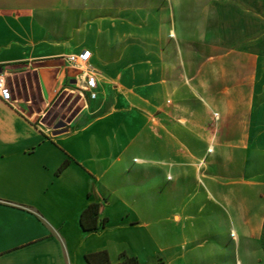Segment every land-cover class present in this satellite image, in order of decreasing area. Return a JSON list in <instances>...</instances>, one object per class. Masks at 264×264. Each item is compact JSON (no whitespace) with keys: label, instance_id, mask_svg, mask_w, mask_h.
<instances>
[{"label":"crops","instance_id":"crops-1","mask_svg":"<svg viewBox=\"0 0 264 264\" xmlns=\"http://www.w3.org/2000/svg\"><path fill=\"white\" fill-rule=\"evenodd\" d=\"M172 27L160 15L105 14L83 0H0V73L13 95L11 104L0 99V264H87L85 255L101 250L114 264L123 254L140 264H198L182 221L153 220L138 191L106 183H115L130 149L146 151L156 140L167 150L169 98L177 105L186 95L193 105L196 91L211 115L208 150L216 159L207 165L238 180L223 194L234 189L247 200L255 181L264 202V0H206L207 56L196 74L187 72ZM85 50L97 96L83 92L58 113L84 87L66 57ZM176 116L184 118L170 127L177 144L194 114ZM92 203L108 222L84 231L81 215ZM255 212L254 222L240 215L228 228L208 225L214 237L228 232L240 264H264V206Z\"/></svg>","mask_w":264,"mask_h":264},{"label":"rangeland","instance_id":"rangeland-1","mask_svg":"<svg viewBox=\"0 0 264 264\" xmlns=\"http://www.w3.org/2000/svg\"><path fill=\"white\" fill-rule=\"evenodd\" d=\"M83 6L98 8V12L105 14L116 9L130 8L140 15L145 12L160 15L173 26L172 29L175 28L179 43L185 50L184 56L189 74H196L199 61L206 60L207 38L204 35L206 34L204 29L206 0H83ZM60 18L65 19V15ZM170 36L174 39L173 34ZM202 76H206V73ZM200 87L204 92L206 88ZM185 88L192 90L190 84L185 85ZM75 96H79V93L72 91L63 102V106L59 107L58 113H62L70 99ZM201 96L198 91L194 92L197 102L193 105L186 95L177 105L173 98H169L167 150H164L163 141L156 140H152V147L146 151L143 148L130 149L115 169V183H112V179L107 180L106 183L110 188L116 184L122 190L131 188L138 191L140 196L137 199L141 204L146 202L153 220H164L169 217L171 221H182L181 229L184 236L194 241L187 248H194L193 258L197 259L198 264H207L208 259L220 260L221 264H240L234 251H229L228 232L222 230L220 237L218 235L214 237L212 231L208 230V225L214 224L218 228L222 224L223 227L228 228L231 218L238 221L240 215L245 221L254 222L258 214L255 209L263 208L264 202L258 195L255 181L249 184L247 200L241 199L239 192L234 189L228 191L226 196L223 194L224 188L233 186L238 180H226L224 167L218 165L214 170L213 167L209 169L207 165V162L216 159V155L213 154L212 147L208 150L207 125L210 124L211 115L206 100ZM176 114H194L187 123L188 126L184 127L183 141L177 144L174 141L170 142L171 137L176 135L170 127L175 123L183 126L184 118ZM50 115L51 111L48 116ZM53 122L54 118L51 117L49 123L53 124ZM133 156L148 157L152 160L143 165L132 162ZM162 159L166 161L161 162ZM179 169L181 171L178 173ZM229 169L232 170V166H229ZM245 206L247 212L241 214L236 212L239 209L244 211ZM181 208L183 210L181 213L173 211ZM197 243L202 245L197 247L195 245ZM210 245L216 247L214 257L210 254L208 258Z\"/></svg>","mask_w":264,"mask_h":264},{"label":"built area","instance_id":"built-area-1","mask_svg":"<svg viewBox=\"0 0 264 264\" xmlns=\"http://www.w3.org/2000/svg\"><path fill=\"white\" fill-rule=\"evenodd\" d=\"M91 58L92 54L85 50L78 54L68 55L66 61L71 68L77 71V79L82 86L84 85L79 94L83 96V92H87L90 98L94 99L97 96V81L90 65ZM0 99L9 104L13 103V95L4 73H0Z\"/></svg>","mask_w":264,"mask_h":264},{"label":"trees","instance_id":"trees-1","mask_svg":"<svg viewBox=\"0 0 264 264\" xmlns=\"http://www.w3.org/2000/svg\"><path fill=\"white\" fill-rule=\"evenodd\" d=\"M67 164L68 161H65L61 168ZM100 207L99 203H92L82 212L80 223L84 231H94L106 226L108 218H100ZM123 257L124 259L116 264H140L135 257H130L126 254H123ZM85 258L87 264H114L110 261L106 250L88 253Z\"/></svg>","mask_w":264,"mask_h":264}]
</instances>
